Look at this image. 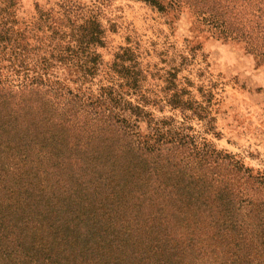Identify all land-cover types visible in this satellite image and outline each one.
Returning <instances> with one entry per match:
<instances>
[{
	"label": "rangeland",
	"instance_id": "1",
	"mask_svg": "<svg viewBox=\"0 0 264 264\" xmlns=\"http://www.w3.org/2000/svg\"><path fill=\"white\" fill-rule=\"evenodd\" d=\"M61 1L18 0L7 25L16 42L0 46V264H254L264 251L254 239L264 219V56L234 23L237 13L252 20L244 3L219 10L226 0H160L159 10L142 0H74L85 13L98 5L106 30L95 48L98 69L83 78L77 60L49 58L64 43L38 21L36 9L53 7L60 17ZM125 52L155 117L191 127L183 133L192 143L151 173L112 133L75 119L61 124L59 107L45 98L55 79L92 98L109 82L126 91L131 79L115 72ZM175 89L208 106L212 131L167 104ZM115 184L130 191L120 206L109 198Z\"/></svg>",
	"mask_w": 264,
	"mask_h": 264
},
{
	"label": "trees",
	"instance_id": "2",
	"mask_svg": "<svg viewBox=\"0 0 264 264\" xmlns=\"http://www.w3.org/2000/svg\"><path fill=\"white\" fill-rule=\"evenodd\" d=\"M95 1L98 4H102L105 0ZM142 1L153 8L163 9L160 0ZM175 1L169 0L168 4H174ZM239 1L244 3V7L247 8L246 12L250 14L252 20L249 17L244 18L243 15L237 13L235 15L237 19L234 20L235 24L240 25L237 30L246 33V37L253 41L252 44H254L256 53L264 56V0ZM251 3H254L255 10H253V7L252 9L248 7ZM17 4L18 0H0V46L2 45L4 48L16 42L15 38L12 39L15 30L7 25L9 21H12L11 18L15 16ZM55 6L61 13V16L57 18L52 15L53 7L46 12L36 9L39 12L38 21H41L47 27L46 36L53 42L58 38L64 43L62 45L55 42L52 45V53L49 58L68 64L74 60L80 61V63L76 61V64L79 67V71L82 72L81 76L83 78L86 77V74H95V70L98 69L97 63H99V54L95 51V48L103 45L106 32L99 19L101 8L96 5V9L92 8V10L96 11L91 10L90 13H85L86 11L80 8L74 0H62L59 3L57 2ZM227 6L229 7V0H226V4L220 5L218 8L222 10L227 8ZM215 14L221 15L216 12ZM209 18L213 22L224 24L217 16L210 15ZM245 25L247 30H245ZM12 50L13 61L21 63L24 58L22 51H17L14 47ZM125 53L126 55L119 57L121 63H118L119 69H115V72L120 73L125 79H131L130 83L133 86L130 87V84H127L129 89L127 88L126 91L123 90L126 84L117 86L115 83L109 82L100 85L97 95L92 98L89 97L92 93L89 96L80 95L76 91L65 89L62 83L55 79L53 83L50 81L49 87L45 89V98L52 105L59 107L58 114L60 117L55 119L59 120L61 124L65 126L71 125L73 124L71 121L75 119L74 121L82 124V129L94 128L100 133H112V135L122 140V146L127 150L130 161L132 159H140L146 164V172L151 173L154 165L157 166L160 161L171 165L173 163L171 158L174 155L172 151L177 147L192 143L193 140L188 133H183L186 129L191 130V127L185 126L183 122L176 126L174 124L176 120L172 117H155L150 106L156 103L145 97L144 93H141L136 88L138 86L135 85L141 73L133 71L131 66L123 64L126 60L135 61V58H133L132 52ZM68 64L67 66H69ZM134 66L135 64H133ZM130 89H133V92L129 91ZM129 94H137L139 97L136 101H133L130 97H127ZM186 94L188 95L185 96ZM167 104L172 109H179L184 120L195 115L199 119L205 120L208 130H213L214 119L208 106H202L193 100L189 91L175 89L169 95ZM186 112L191 113L189 115ZM142 122L147 125V132H142L140 129ZM98 123L104 124L103 127H96L95 125ZM131 170L129 169V171ZM118 186L115 184L112 187V194L109 195V198L112 204L117 203L119 205L121 198L126 197L130 191L119 192L115 190V187ZM135 193H138V191H135ZM139 194L141 195V193ZM240 205L241 203H238L237 207L239 208ZM94 225L92 224L91 227H94ZM234 227L237 228L236 222L233 224V230ZM255 230V243L257 246L264 248V219L259 220ZM80 236L86 237V234L81 233ZM169 240L172 241L169 237H162L159 241L161 244H168ZM241 264L249 263L244 262ZM254 264H264V251L259 253Z\"/></svg>",
	"mask_w": 264,
	"mask_h": 264
}]
</instances>
